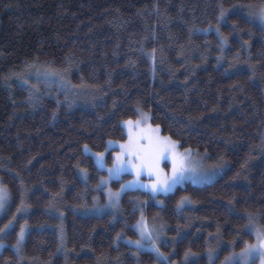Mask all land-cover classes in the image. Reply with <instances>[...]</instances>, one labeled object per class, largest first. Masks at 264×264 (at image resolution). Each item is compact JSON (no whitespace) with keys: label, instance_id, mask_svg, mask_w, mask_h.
Wrapping results in <instances>:
<instances>
[{"label":"trees","instance_id":"obj_1","mask_svg":"<svg viewBox=\"0 0 264 264\" xmlns=\"http://www.w3.org/2000/svg\"><path fill=\"white\" fill-rule=\"evenodd\" d=\"M261 3L0 0V183L10 191L0 231L20 211L24 222L4 237L0 264H217L253 243L249 213L264 224V27L241 10ZM35 66L67 71L80 95L38 97L11 80ZM140 112L229 168L166 196L127 192L119 217L81 212L82 180L102 173L84 147L125 141L121 122ZM142 213L164 225V259L127 242Z\"/></svg>","mask_w":264,"mask_h":264},{"label":"rangeland","instance_id":"obj_2","mask_svg":"<svg viewBox=\"0 0 264 264\" xmlns=\"http://www.w3.org/2000/svg\"><path fill=\"white\" fill-rule=\"evenodd\" d=\"M241 11H244L250 16V13L247 8H243ZM66 76H68L67 71H61L55 68L42 69V66H35L32 69L25 70L22 73L14 74L11 80H15L22 83L24 87L30 90L31 93L36 94L38 97H46V96L54 97L55 94H57L56 92L59 93L61 92L65 96L63 99L68 98L70 101L72 99L76 100L78 95H80L81 90L80 88L71 85V83L68 82ZM143 114H147V116L150 117L148 113L140 112L138 118L130 119V120L131 121L142 120ZM127 121L129 120H125L121 122V125L125 129V133L127 136L125 141L109 140V141H114L115 143L110 145L108 141L106 150L98 153L93 152L88 146L84 147V153L93 156L97 169L102 173L99 175L96 184L93 185L89 184L87 176H85V178L82 180L83 184L85 185V192L83 193V200L81 201V204L79 205L80 207L78 209L81 212H85L87 214H97V215L109 213L112 214L114 217H119L121 212L120 209L121 200L127 192L143 191L150 193L153 197L166 196L175 192L177 188L185 186V184L187 183L197 186L210 184L214 182L216 178L222 175L229 168V166L226 163L213 162L203 154H200L199 152H195L191 149H187L190 150V155L188 159L190 161L191 166L189 170L185 173L182 181L176 184L173 190L168 192L153 193L152 191L149 190L148 187L145 186L148 184L150 179V177L145 173L139 177V181L141 183L132 184L127 188H125L123 191H121L122 185H125L126 182L133 181L135 179V172L124 171L121 173L119 178H115L110 176L109 169L112 168L115 163L116 154L122 151L119 145L121 143L127 142V140L129 139V132L131 131L135 135L140 130L139 127H133L130 129L127 124ZM147 124H151L153 127L156 126L151 123L150 119L147 120V122L143 123V126L147 127ZM160 134L163 135L161 132V128H160ZM263 142H264V131H263ZM180 151L183 152L185 150L180 148ZM100 153H103L102 158L99 157ZM161 167L165 169L169 174H171L172 162L170 159H162ZM103 180H107V183H102ZM91 190H92V196L91 194L89 196V192H91ZM110 190L113 193L116 192L120 193L118 203L109 202L108 194ZM8 207H9V198L4 208L0 209V219L4 216ZM22 216L23 213L20 211L16 216H14L15 220L13 219L11 221L12 223H10L8 226H5L0 231V242H2L0 243V252H2L6 246H9V243L5 241L4 237L12 232V228H14L17 224L20 225V228L24 227V222H21ZM142 217L147 222L148 226L154 229L153 234L157 236L155 240V244L159 245L160 252H157L154 247H144L134 243V241L142 239L139 230V222L141 221ZM256 222L257 225L264 226V224L261 222L260 219H258V221ZM133 227L138 234V239L136 240L129 239L127 240L128 244L135 246L139 251L153 252L160 259L161 258L164 259L165 254L162 251V245H164V243L166 242L164 225L161 222L156 221L155 219H149L145 217L142 213L139 217V220L134 224ZM249 229L254 236V241L253 243L250 244L255 245L257 244L256 228L250 227ZM20 234L21 231L18 233L17 236V240H20V246L17 247V240L14 244H12V249L18 254V256L21 255L22 247L25 242V238H26L25 230L22 239ZM216 243L219 244V242ZM250 244H247L246 247H244L240 251H231L223 260H221L217 264H264V252H260L259 250H257L249 253L248 255L244 254V250L247 249ZM220 249L221 246L219 245L215 247L211 246L209 248L206 255L210 263L216 262L220 254ZM161 253H163V255H161Z\"/></svg>","mask_w":264,"mask_h":264},{"label":"snow or ice","instance_id":"obj_3","mask_svg":"<svg viewBox=\"0 0 264 264\" xmlns=\"http://www.w3.org/2000/svg\"><path fill=\"white\" fill-rule=\"evenodd\" d=\"M245 7L248 9L251 17L259 21L261 26L264 27V3L259 5L248 4ZM226 12L227 10L221 7L219 17L221 20L225 19ZM216 30L219 31V28L217 27ZM149 119L150 117H148L147 114H143L142 120L127 121L130 129L139 127L140 130L135 135L131 131L129 132V139L127 142L119 145L122 151L116 154L115 163L113 167L109 169L110 176L115 178H119L124 171L135 172V179L122 185L121 191L132 184L141 183L139 177L145 173L150 177L148 184L145 185L150 191L153 193L171 191L176 184L182 181L185 173L191 166L188 159L190 150L180 151L179 141L174 140L170 135H161L158 125L153 127L151 124H147V127H144L143 123L147 122ZM113 143L115 142L109 141L110 145ZM99 157L102 158L103 153H100ZM162 159L171 160V174L161 167ZM102 183H107V180H103ZM9 195L10 191L7 186L0 184V209L4 208ZM119 195V192L113 193L110 190L108 194L109 202L118 203ZM189 199V197H183L180 204L183 205ZM248 220L249 226L256 228L257 244H250L248 248L244 250V254L248 255L257 250L264 252V226L257 225L255 217L251 213L248 215ZM139 230L142 239L134 241V243L144 247H154L157 252H160L159 245L155 244L157 236L153 234L154 229L148 226L143 217L139 222ZM20 235L22 239L24 236V229H21ZM19 246L20 240H17V247ZM161 255H163V253H161ZM187 255L188 253L185 254V258H187Z\"/></svg>","mask_w":264,"mask_h":264},{"label":"bare ground","instance_id":"obj_4","mask_svg":"<svg viewBox=\"0 0 264 264\" xmlns=\"http://www.w3.org/2000/svg\"><path fill=\"white\" fill-rule=\"evenodd\" d=\"M151 117V116H150Z\"/></svg>","mask_w":264,"mask_h":264}]
</instances>
